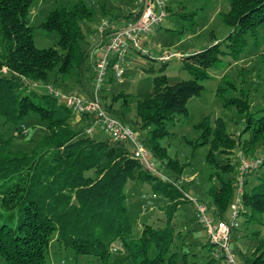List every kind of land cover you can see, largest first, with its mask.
Instances as JSON below:
<instances>
[{
  "label": "trees",
  "instance_id": "16d2710c",
  "mask_svg": "<svg viewBox=\"0 0 264 264\" xmlns=\"http://www.w3.org/2000/svg\"><path fill=\"white\" fill-rule=\"evenodd\" d=\"M32 4V0H0V126L25 128L26 120L35 114L46 123L48 132L28 151L12 150L9 147L14 136L6 138L0 128V257L4 264H48L50 245L55 239L72 248L77 256H93L102 264H108L111 249L117 245L126 249L131 264L223 261L216 256V246L208 238L201 245L207 254L190 249L182 239L176 214L190 200L185 198L181 186L146 169L134 156L130 141L103 140L95 132L88 134L90 115L77 121L70 107L39 84L50 76L58 82L74 73L81 75L89 60L95 63L100 50L89 51L85 30L86 24L96 19V11L85 0L51 10L41 27L58 34V46L38 48L30 25ZM229 4V9L221 13L230 28L227 36L219 40L212 32L206 48L181 55L183 68L191 73V78L170 84L165 74L168 61H161L148 96L133 101L121 91L111 97L110 103L104 101L112 114L135 131L149 129L147 136L140 134L141 139L159 166L174 176L181 175L186 164L169 155L161 145L169 134V123L178 116L189 115L188 101L202 94L210 71L219 68L226 56L241 58L249 44L248 37L252 36L257 44L258 29L264 25V0H229ZM166 8L168 14L172 13L170 5ZM185 8L182 6L184 10L176 14L193 27L196 13ZM134 16L131 11L124 18H117L123 21L116 24ZM92 69L91 83L94 64ZM228 92L232 94L228 96ZM216 94L226 108L234 107L241 113L243 127L235 136L223 118L212 120L205 116L195 125L198 136L193 145L209 148L207 162L216 168L210 178L216 176L219 182L211 185L205 193L208 200L201 202L213 217L227 219L237 194L232 156L237 149L249 158L264 153L254 154L256 147L264 143V106L252 110L244 87L225 78ZM119 101L123 108L135 104L134 122H126L114 108ZM263 168L264 163L250 170L246 179ZM246 179L241 214L253 223L264 215V173L250 190L245 188ZM130 180L148 183L154 196L159 193L168 200L162 206L160 224L146 223L139 236L132 232L126 208V185ZM237 253L243 264H264V237L252 254L240 250Z\"/></svg>",
  "mask_w": 264,
  "mask_h": 264
},
{
  "label": "rangeland",
  "instance_id": "374dc122",
  "mask_svg": "<svg viewBox=\"0 0 264 264\" xmlns=\"http://www.w3.org/2000/svg\"><path fill=\"white\" fill-rule=\"evenodd\" d=\"M32 10L30 14V25L33 28L35 44L38 48H49L58 46V34L47 32L41 24L45 21L48 13L59 5L72 4L78 0H32ZM95 11L96 19L92 23H87V39L89 40V51L92 53L99 39L98 26L102 20H114L116 24L121 21L117 18H124L127 13L136 7V0H85ZM172 7V13L168 14L162 25L155 28L149 34H143L142 44L148 56L137 52L130 53L125 65V73L121 81L116 80L112 74L108 73L102 84L101 93L104 101L111 102V97L123 91L128 94L133 101L142 99L150 94L153 87V78L159 74L162 63L160 56L171 54L168 60L165 74L170 84H174L181 79L191 78L192 75L183 68V61L180 55L193 53L202 50L210 45L211 33L214 32L219 40H223L230 31L224 23L222 12L229 9V0H165ZM104 6V7H103ZM185 6L186 11L195 12V25L190 27L189 21L181 18L178 11H182ZM104 11V12H103ZM85 27V26H84ZM249 44L244 54L238 60L229 56L223 58L222 65L210 71L211 77L203 82L204 91L200 96L192 97L187 104L189 115L178 116L175 122L169 123V134L161 141V145L167 148V153L178 159L181 164H186L183 172L179 176H174L164 167L156 163V170L160 177L167 181L175 182L186 192L189 202L183 204L176 214V224L183 234L182 239L189 244L190 249H199L207 254L206 249H202V244L207 242L206 232L203 225L196 216L195 202L207 201L206 191L213 184H218V179H211L210 174L216 171L214 166L207 162L208 147H198L193 142L198 136L195 125L205 116L211 119L221 117L226 121L229 132L238 136L243 127V116L234 107L226 108L222 98L216 94L217 87L225 78L235 82L238 86H243L249 93L251 109L257 110L264 106V25L258 29V42L249 36ZM94 62L89 60L85 65L82 74H71L59 78L54 82L50 76L48 80L40 82L42 87L53 86L64 93L85 95L92 88V67ZM154 68V72L148 71ZM228 92V96L231 95ZM114 108L125 119L126 122L136 120L135 104L129 108H123L121 101L114 104ZM5 137L14 136L10 149L30 150L38 141L47 135L46 123L39 119L38 115H33L26 120L25 128H18L15 125L7 124V127L0 126ZM95 127V135L103 140H112L111 136L98 131ZM149 129L141 131L140 134L147 136ZM113 141V140H112ZM237 149L232 156L235 167L232 176L238 174L239 159ZM264 151V143L259 144L254 150L255 153ZM264 173V168L253 175L247 176L248 184L245 187L250 190L257 184L258 176ZM128 199L126 208L129 219L132 223V232L139 236L146 223L158 225L162 221V206L168 200L161 194L154 196L151 186L138 180H130L126 185ZM230 215V213H229ZM217 218V217H216ZM223 219V218H220ZM261 237H264V215L255 219L253 223L247 221L246 215H241L239 227L232 232L231 247L236 255V259L243 264L239 250L243 254L250 255L258 244ZM181 239V240H182ZM182 244V241L178 242ZM117 245V244H115ZM114 245V246H115ZM111 249V257L108 264H131L126 258L127 251L123 246L117 245ZM204 250V251H203ZM0 264H4L0 257ZM48 264H102L93 256H77L72 248H68L64 243L53 240L50 245ZM218 264H225L224 261Z\"/></svg>",
  "mask_w": 264,
  "mask_h": 264
},
{
  "label": "built area",
  "instance_id": "2783aa9c",
  "mask_svg": "<svg viewBox=\"0 0 264 264\" xmlns=\"http://www.w3.org/2000/svg\"><path fill=\"white\" fill-rule=\"evenodd\" d=\"M165 0H136L133 10L134 18L121 25L104 19L98 26L99 39L96 41L100 53L94 63V77L89 94L77 95L64 93L53 86H46L45 91L60 103L70 107L76 120L90 115L92 123L87 127L88 134H94L95 127L99 131L109 134L114 141L128 140L132 145L134 156L146 169L157 173L156 163L150 148L140 137V132L122 122L105 106L101 88L108 73L121 81L125 73V65L130 53L147 55L142 44L143 34L151 33L162 25L168 16ZM181 56V55H180ZM171 54L160 56L161 61H168ZM112 67L110 69V65ZM239 168L236 180L237 194L231 204L230 215L226 219L213 217L203 202H195L196 216L206 230L209 242L216 246V256L222 258L225 264H240L231 247L232 231L239 227L242 212V193L246 175L250 170L259 168L264 163V153L249 158L242 151L239 152ZM116 251L117 248L114 247Z\"/></svg>",
  "mask_w": 264,
  "mask_h": 264
},
{
  "label": "crops",
  "instance_id": "0c3cea01",
  "mask_svg": "<svg viewBox=\"0 0 264 264\" xmlns=\"http://www.w3.org/2000/svg\"><path fill=\"white\" fill-rule=\"evenodd\" d=\"M99 131V130H98ZM99 132H101V131H99ZM103 133V132H102ZM104 134H106V133H104ZM107 135H109V134H107ZM110 136V135H109ZM112 138V137H111ZM113 140V139H112Z\"/></svg>",
  "mask_w": 264,
  "mask_h": 264
}]
</instances>
